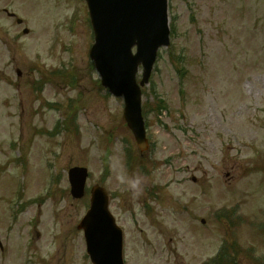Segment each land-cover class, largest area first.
<instances>
[{"label":"rangeland","instance_id":"rangeland-1","mask_svg":"<svg viewBox=\"0 0 264 264\" xmlns=\"http://www.w3.org/2000/svg\"><path fill=\"white\" fill-rule=\"evenodd\" d=\"M168 14L143 97L168 110L146 117L141 157L123 99L100 88L83 0H0V264H91L77 226L98 185L125 264H207L226 241L254 249L238 264L264 263V0H168Z\"/></svg>","mask_w":264,"mask_h":264},{"label":"water","instance_id":"water-1","mask_svg":"<svg viewBox=\"0 0 264 264\" xmlns=\"http://www.w3.org/2000/svg\"><path fill=\"white\" fill-rule=\"evenodd\" d=\"M86 1L95 34L90 57L101 76L102 86L115 97H125L124 118L144 152L149 145L136 75L142 65L141 86L148 84L158 50L169 46L167 0ZM134 47L136 55L132 53ZM87 176L85 169L70 172L74 198L83 197ZM92 193L91 210L80 226L85 231L92 263L124 264L123 233L108 212L107 194L99 187Z\"/></svg>","mask_w":264,"mask_h":264},{"label":"trees","instance_id":"trees-1","mask_svg":"<svg viewBox=\"0 0 264 264\" xmlns=\"http://www.w3.org/2000/svg\"><path fill=\"white\" fill-rule=\"evenodd\" d=\"M164 108V107H162ZM239 249L237 246H228L225 247L222 254L219 256V258L214 262V264H235V254H239ZM237 264V261H236Z\"/></svg>","mask_w":264,"mask_h":264}]
</instances>
